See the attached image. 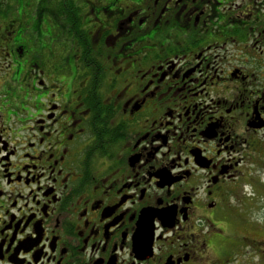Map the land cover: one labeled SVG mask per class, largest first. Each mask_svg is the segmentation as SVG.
I'll return each instance as SVG.
<instances>
[{
	"label": "flooded vegetation",
	"instance_id": "flooded-vegetation-1",
	"mask_svg": "<svg viewBox=\"0 0 264 264\" xmlns=\"http://www.w3.org/2000/svg\"><path fill=\"white\" fill-rule=\"evenodd\" d=\"M23 2L0 264H264V0Z\"/></svg>",
	"mask_w": 264,
	"mask_h": 264
},
{
	"label": "trees",
	"instance_id": "trees-1",
	"mask_svg": "<svg viewBox=\"0 0 264 264\" xmlns=\"http://www.w3.org/2000/svg\"><path fill=\"white\" fill-rule=\"evenodd\" d=\"M25 3L23 0H0V23L3 27V24L9 23L10 19L16 18L17 21L12 22L11 29H20L23 27V21L19 20L21 17H19V13L22 12L24 9ZM10 30V28H8ZM6 30V32L8 31ZM3 32V31H2ZM2 36V33H0V37ZM1 43H3V40L1 38Z\"/></svg>",
	"mask_w": 264,
	"mask_h": 264
},
{
	"label": "rangeland",
	"instance_id": "rangeland-1",
	"mask_svg": "<svg viewBox=\"0 0 264 264\" xmlns=\"http://www.w3.org/2000/svg\"><path fill=\"white\" fill-rule=\"evenodd\" d=\"M26 10H25V6H24V9L22 10V12L24 13ZM12 18L9 20L11 21ZM7 23L3 24V26H6ZM3 27L0 23V32L2 31ZM27 33H24V35H26ZM29 34L33 37V42L35 43H41V36L39 34V24H37V29H35V31L33 32H29ZM34 44V43H33ZM38 46V45H36ZM38 48H40V46H38ZM247 215H248V218H253V219H259L261 218L262 216H264V213H261V212H256V211H249L247 212ZM229 231H232V229H228ZM236 233H234L233 235H235ZM241 260L244 261L245 263L249 262L250 261V257L249 256H245V257H241Z\"/></svg>",
	"mask_w": 264,
	"mask_h": 264
}]
</instances>
